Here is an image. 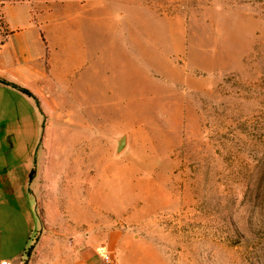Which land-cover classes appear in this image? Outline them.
Listing matches in <instances>:
<instances>
[{"label":"rangeland","instance_id":"rangeland-1","mask_svg":"<svg viewBox=\"0 0 264 264\" xmlns=\"http://www.w3.org/2000/svg\"><path fill=\"white\" fill-rule=\"evenodd\" d=\"M104 1L45 117L11 264H264V0ZM77 136L92 176L68 186Z\"/></svg>","mask_w":264,"mask_h":264},{"label":"crops","instance_id":"crops-1","mask_svg":"<svg viewBox=\"0 0 264 264\" xmlns=\"http://www.w3.org/2000/svg\"><path fill=\"white\" fill-rule=\"evenodd\" d=\"M108 13L104 0H0V259L24 250L45 117L64 102L72 61L86 58L76 46L82 29L90 31Z\"/></svg>","mask_w":264,"mask_h":264},{"label":"bare ground","instance_id":"bare-ground-1","mask_svg":"<svg viewBox=\"0 0 264 264\" xmlns=\"http://www.w3.org/2000/svg\"><path fill=\"white\" fill-rule=\"evenodd\" d=\"M91 105V104H90ZM93 105V104H92ZM98 106V105H97ZM91 107V106H90ZM97 109V107H96ZM92 110V109H91ZM97 111V110H96ZM95 111V112H96ZM102 111V110H101ZM89 112V110H88ZM94 112V111H93ZM101 114V113H100ZM70 115V114H69ZM88 115V114H87ZM97 116V114H96ZM99 116V115H98ZM95 117V116H94ZM93 117V118H94ZM101 117V116H100ZM95 122H96V118ZM98 119V117H97ZM102 119V118H101ZM88 120V119H87ZM89 121V120H88ZM91 121V120H90ZM102 121V120H101ZM104 121V120H103ZM72 125V124H70ZM79 142L80 145V149H79V145L77 146V152H65L66 146L64 145V147H62L61 151L62 152V156H63V160H62V165H60V174L61 178L63 179V181L68 184V186H70V184H72V176H78L80 175V171L82 170L83 175H84V179L87 177L88 179L91 178V176H89V173L91 172V146L90 143H87V140L84 138H81L79 136L72 138V150L73 148H75V145H77V143ZM79 149V151H78ZM105 154V153H104ZM102 161V159H100V162ZM106 170V169H105ZM103 173L102 169H99V181L97 182V187H96V193L101 194V192L104 191V184L102 181V177L101 175ZM111 173V172H110ZM114 173V172H113ZM73 174V175H72ZM114 175H116L114 173ZM76 179V178H75ZM95 190V189H94ZM94 196H91V199L95 200L96 198H93ZM90 201V200H89ZM95 205V204H94ZM93 205V206H94ZM94 208V207H93ZM97 209V208H96Z\"/></svg>","mask_w":264,"mask_h":264},{"label":"built area","instance_id":"built-area-1","mask_svg":"<svg viewBox=\"0 0 264 264\" xmlns=\"http://www.w3.org/2000/svg\"><path fill=\"white\" fill-rule=\"evenodd\" d=\"M105 258L107 261H109L108 255H105ZM0 264H11V262L9 260H6V259H0Z\"/></svg>","mask_w":264,"mask_h":264},{"label":"trees","instance_id":"trees-1","mask_svg":"<svg viewBox=\"0 0 264 264\" xmlns=\"http://www.w3.org/2000/svg\"><path fill=\"white\" fill-rule=\"evenodd\" d=\"M23 91H25V92H27V93H28V91H27L26 89H23Z\"/></svg>","mask_w":264,"mask_h":264}]
</instances>
